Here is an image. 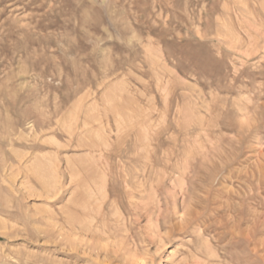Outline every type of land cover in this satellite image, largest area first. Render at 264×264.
I'll return each instance as SVG.
<instances>
[{
    "label": "rangeland",
    "instance_id": "obj_1",
    "mask_svg": "<svg viewBox=\"0 0 264 264\" xmlns=\"http://www.w3.org/2000/svg\"><path fill=\"white\" fill-rule=\"evenodd\" d=\"M0 264H264V0H0Z\"/></svg>",
    "mask_w": 264,
    "mask_h": 264
},
{
    "label": "bare ground",
    "instance_id": "obj_2",
    "mask_svg": "<svg viewBox=\"0 0 264 264\" xmlns=\"http://www.w3.org/2000/svg\"><path fill=\"white\" fill-rule=\"evenodd\" d=\"M141 181H142V180H141ZM130 190H131V189H130ZM147 212H148V211H147ZM154 212H155V211H154ZM154 212H153V213H154ZM177 212H178V211H177ZM151 214H152V213H150V212L147 213L148 216H149V215L151 216ZM154 215H156V214H154ZM150 216H149V217H150ZM158 218H159V217H158ZM136 219H137V218H136ZM150 219H152V217H151ZM182 220H183V219H182ZM158 222H159V221H158ZM184 222H185V223H188V220L185 219ZM118 223H119V222H118ZM118 223H117V224H118ZM163 223H164V222H163ZM154 224H155V221H154ZM167 225H168V224H167ZM187 225H188V224H187ZM116 226H117V225H116ZM124 226H125V225H124ZM88 227H89V226H88ZM157 227H160V224H159V223H158V226H157ZM163 227H164V225H163ZM166 227H167V226H166ZM101 229H102V228H101ZM104 229H105V228H104ZM122 229H123V227H122ZM158 229H159V228H158ZM173 229H174V228H173ZM181 229H182V228H181ZM120 230H121V229H120ZM109 231H111V230H109ZM130 231H131V230H130ZM182 231H183V229H182ZM101 232H102V231H101ZM102 234H103V233H102ZM118 235H119V234H118ZM161 236H162V235H161ZM161 236H160V238H161ZM107 240H108V239H107ZM95 241H96V240H95ZM123 242H125V241H123ZM106 243H107V242H106ZM119 243H121V242H119ZM137 243H138V242H137ZM101 245H102V244H101ZM132 246H133V245H132ZM120 247H121V244H120ZM135 248H136V247H135ZM124 249H125V248H124ZM136 251H137V250H136ZM135 260H136V259H135ZM136 261H137V260H136Z\"/></svg>",
    "mask_w": 264,
    "mask_h": 264
}]
</instances>
